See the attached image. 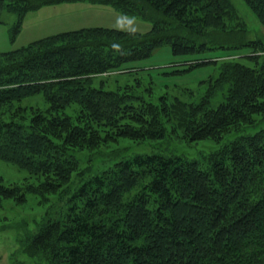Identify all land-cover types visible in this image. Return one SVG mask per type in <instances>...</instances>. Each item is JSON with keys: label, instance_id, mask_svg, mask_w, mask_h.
Listing matches in <instances>:
<instances>
[{"label": "trees", "instance_id": "1", "mask_svg": "<svg viewBox=\"0 0 264 264\" xmlns=\"http://www.w3.org/2000/svg\"><path fill=\"white\" fill-rule=\"evenodd\" d=\"M80 1L111 4L150 20L152 30L84 28L0 53V159L28 174L14 184L0 175V206L62 192L81 174L73 151L120 138L161 139L168 127L191 142L234 137L208 157L206 169L197 160L151 154L81 177L73 205L27 234L24 251L47 264H264V128L242 133L256 115L264 119V41L254 34L240 45H216L218 34L250 33L239 21L230 29L238 18L230 0H0V14L19 15L14 35L29 12ZM243 1L264 29V0ZM167 45L174 55L246 50L242 57L255 66L227 56L195 104H154L135 96L132 85L106 90V80L95 83L130 72ZM212 62L190 60L185 70ZM225 89V100L210 108ZM35 96L48 108L21 106ZM70 107L74 115L66 114Z\"/></svg>", "mask_w": 264, "mask_h": 264}, {"label": "rangeland", "instance_id": "2", "mask_svg": "<svg viewBox=\"0 0 264 264\" xmlns=\"http://www.w3.org/2000/svg\"><path fill=\"white\" fill-rule=\"evenodd\" d=\"M230 1L238 14L235 24H231L230 29L234 30V26L239 21L246 24V29L250 33L249 35L218 34L216 45H240L246 38H252L254 34L264 41V29L246 3L243 0ZM19 20L17 13L4 11L0 14V53L15 51L41 39L84 28H104L146 35L153 27L150 20L123 14L111 4L92 1L64 2L29 12L23 17L19 32L13 35ZM240 28L235 27V30ZM247 52L246 50L241 52L213 50L200 55H174L171 46L167 45L157 49L150 58L131 64L130 66L134 69L130 72L109 77L99 76L95 79V83L99 86L100 81L106 80L103 87L106 90H115L118 86L124 87L127 84L132 85L135 87L133 92L135 96L154 104H160L162 98H167L169 101L179 98L186 103L195 104L205 95L211 80L218 77L220 67L224 59H228L227 56L254 67L253 61L242 57L248 54ZM199 58L217 59V62L185 70L190 60ZM225 91L226 89L219 91L212 98L210 108H217L225 100ZM138 102L139 100H135V103ZM21 106H37L45 110L49 105L42 96H35L23 100ZM73 109L74 107L68 108L66 114L74 115ZM255 118L256 124L244 129L242 133H255L264 128L263 116L256 115ZM233 137L226 135L220 142L212 140L191 142L182 138L181 134L173 133L168 127L167 134L161 139L137 142L120 138L117 142L97 150L73 151V155L79 162L81 174L75 172L71 183L62 192L45 197L28 194L27 201L23 204L7 200L0 206V264H47L30 257L24 251L22 239L44 223L60 219L69 210L73 205L70 198L73 191L80 185L81 177L95 176L122 159L151 154L197 160L201 167L206 169L208 157L219 151ZM0 175L7 184H14L23 182L28 174L16 165L0 159Z\"/></svg>", "mask_w": 264, "mask_h": 264}]
</instances>
